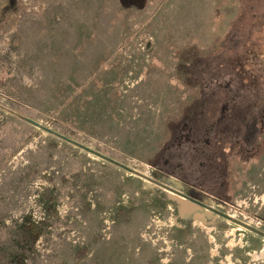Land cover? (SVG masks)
Returning <instances> with one entry per match:
<instances>
[{
  "label": "rangeland",
  "instance_id": "1",
  "mask_svg": "<svg viewBox=\"0 0 264 264\" xmlns=\"http://www.w3.org/2000/svg\"><path fill=\"white\" fill-rule=\"evenodd\" d=\"M159 184L264 232V0H0V264H264Z\"/></svg>",
  "mask_w": 264,
  "mask_h": 264
},
{
  "label": "water",
  "instance_id": "2",
  "mask_svg": "<svg viewBox=\"0 0 264 264\" xmlns=\"http://www.w3.org/2000/svg\"><path fill=\"white\" fill-rule=\"evenodd\" d=\"M20 118H22V119H24L25 121L29 122V123L32 124L33 126L39 128V129H42V130L48 132V133L51 134V135H54V136L58 137L59 139H62V140L66 141V142H68V143H70V144H72V145H74V146H76V147H78V148H80V149H82V150H84V151L90 153V154L95 155L96 157H98V158H100V159H102V160H104V161H106V162H109V163H111V164H113V165H115V166H117V167H120V168H122V169H124V170H126V171H128V172H130V173L137 174V175H139L140 177H142V178H144V179H146V180H148V181H153V180L149 179L148 177H146V176H144V175L138 173V172L135 171L134 169L129 168V167H127V166H125V165H123V164H121V163L115 161L114 159H112V158H110V157H108V156H106V155H104V154H102V153H100V152H98V151H95V150H93V149H91V148H89V147H87V146H84L83 144H81V143H79V142H77V141H74V140H72V139H70V138H68V137H66V136H64V135H62V134H59V133L53 131L52 129H50V128H48V127H45V126H43V125H41V124L38 123V122H35V121L31 120V119L24 118V117H20ZM159 185L162 186V187H164V188H166L168 191H170V192L176 194L177 196L181 197L182 199H184V200H186V201H190L191 203H194V204L197 205L199 208H205L206 210L212 211V212H214L215 214H217V215L223 217L224 219H227V220H229V221H232V222H234L235 224H237V225H239V226H241V227H243V228L249 230L250 232H253V233H255V234H257V235H259V236H261V237L264 238V232H261V231L255 229V228H253V227H251V226H249L248 224H246V223H244V222H242V221L236 220V219L232 218L231 216H229V215H227V214H225V213H222V212H220V211H218V210H215V209L209 207L208 205H205V204H202V203H200V202H198V201H195V200H193L192 198H189L188 196H186L184 193H181V192H179V191H177V190H175V189H173V188H171V187H169V186H166V185H163V184H159ZM184 206H187V204L184 203ZM193 209H198V208H194V207H193Z\"/></svg>",
  "mask_w": 264,
  "mask_h": 264
},
{
  "label": "flooded vegetation",
  "instance_id": "3",
  "mask_svg": "<svg viewBox=\"0 0 264 264\" xmlns=\"http://www.w3.org/2000/svg\"><path fill=\"white\" fill-rule=\"evenodd\" d=\"M186 195V194H185ZM186 196H188L189 198H192L193 200H195V201H198V202H200V203H202V204H205V205H207L206 203H204V202H202V201H200V200H198V199H196V198H194V197H191V196H189V195H186ZM190 202V201H189ZM209 206V205H208ZM209 207H211V208H213V209H215L214 207H212V206H209ZM203 209H205V208H203ZM206 210V209H205ZM216 210V209H215ZM209 211V210H208ZM210 212H212V211H210ZM212 213H214V212H212Z\"/></svg>",
  "mask_w": 264,
  "mask_h": 264
}]
</instances>
